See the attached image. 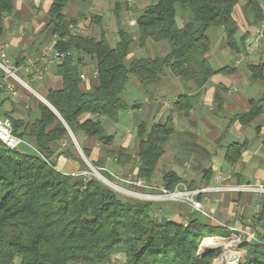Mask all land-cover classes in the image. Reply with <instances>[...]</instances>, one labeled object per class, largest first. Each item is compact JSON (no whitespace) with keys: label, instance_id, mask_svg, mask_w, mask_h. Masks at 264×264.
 <instances>
[{"label":"trees","instance_id":"trees-1","mask_svg":"<svg viewBox=\"0 0 264 264\" xmlns=\"http://www.w3.org/2000/svg\"><path fill=\"white\" fill-rule=\"evenodd\" d=\"M70 1L53 0L49 9L48 27L59 36L55 47L80 55L67 56L57 63L63 85L50 89L46 96L54 109L41 101V115L33 123L11 118L15 133L35 138L37 150H24L22 145L11 149L0 141V264H15L17 260L20 264H119L116 255L120 253L125 254L124 264H214L218 251L200 256V244L206 237L232 235L228 225L207 222L196 211L187 223L166 216L157 218L151 201L124 200L95 177L59 170L52 160V144L70 140V131L75 135L82 132L105 147L106 157L130 159L124 147L114 144V134L107 132L100 117L114 116L129 108L125 90L131 76H135L140 88L150 92V97L170 80L178 79L186 92L177 96L171 114L150 126L145 120L137 125V178L150 181L165 153L166 142L176 133L172 112L188 116L200 96V91L190 93L191 85L200 89L215 73L233 70L229 66L214 69L207 53L220 29L224 31L223 44L239 50V25L233 13L240 0H153L137 19V38L118 20L119 40L115 45L104 31L99 38L75 33L78 20L63 12ZM13 7V0H0V39L4 16ZM119 9L117 4V15ZM243 12L250 25L264 18L259 0H245ZM92 21L100 23L101 17L94 16ZM246 36L247 33L242 39ZM161 41L168 44L165 54L128 59L135 46L145 49ZM82 55L90 56L97 69L98 83L89 90L81 87ZM250 69L253 80H264L263 63L251 65ZM3 75L0 68V80ZM263 100L264 97L253 98L249 110L232 115L216 142H222L234 123L251 124L263 112ZM87 113L96 117L84 118ZM247 144L245 140L226 145L225 161L237 163ZM82 149L90 158L91 149ZM63 153L88 168L82 155ZM106 157L92 163L104 168ZM209 172L210 169L205 175ZM181 181L182 177L173 170L163 176L168 190ZM185 184L193 187V183ZM253 220L252 228H264V209ZM243 247V264H264L263 234L259 241L245 240Z\"/></svg>","mask_w":264,"mask_h":264},{"label":"crops","instance_id":"crops-1","mask_svg":"<svg viewBox=\"0 0 264 264\" xmlns=\"http://www.w3.org/2000/svg\"><path fill=\"white\" fill-rule=\"evenodd\" d=\"M13 2V11L4 16V32L0 39V50L3 49L8 53L19 65L25 78L35 83L41 92L37 91L40 95H36L22 88L19 96L11 98L5 91H0V116L24 119L33 123L41 115L39 103L41 101L46 103L43 98L46 99L49 90L59 89L63 85L62 77L57 74L56 66L59 61H51V57L48 56L52 53L59 36L52 32L51 27H48L51 20L49 9L53 0H13ZM152 2L153 0H71L63 12L67 17L78 20L76 29H79L81 34L99 38L101 32L104 31L111 44L115 45L119 40L118 20L120 19L126 29L137 38L139 36L137 19ZM259 2L264 11V0H259ZM117 4L120 5L119 15L116 14ZM94 16L101 17V22L93 21L92 23ZM233 16L239 25L236 34L239 50H231L223 44L224 31L220 29L211 51L207 53L214 69L229 66L233 70L228 73H215L200 89L191 85L190 93L196 94L200 91V96L188 116L172 112L176 122V133L172 134L166 142L165 153L155 170L157 174L154 173L150 181L156 178L159 180L158 176H161L163 181L164 174L173 170L182 177L179 184L193 183V187L264 185V110L249 125L234 123L222 142H216L227 128L232 115L239 111L249 110L253 98L264 97V80H253L250 69L251 65L264 64V36L256 50H247L248 40L258 31L263 30L264 32V18L259 23L250 25L245 18L243 4L235 7ZM246 33V38L242 39ZM156 44L161 47L159 50L166 44L167 49L163 54L168 51L166 41ZM45 49L48 55L44 54ZM143 49L134 50L133 55L142 53ZM84 57L79 64L80 73L85 76L84 79L82 78L81 87L89 90L98 83L97 69L90 56ZM30 58L36 60V68L49 64V70L43 81L36 82L26 75L23 67ZM129 84L125 90L129 108L114 116H101L100 119L107 132L114 134V144L124 147L125 152L131 155L130 159L125 158L120 161L115 156L106 157L104 147L95 138L82 132L77 135L73 134L82 147L91 149V157L88 158L91 162L106 157L105 166L109 165V160L116 161L118 170L124 172L132 170L135 166L131 176L137 177L139 160L136 133L138 123L145 120L150 126L158 120L165 119L171 114L170 109L177 96L185 93L186 89L181 81L172 79L163 85L154 97L145 95L142 101H138L133 96V92L139 90V82L134 79L133 86L128 87ZM130 99L134 102L132 103ZM169 103L171 108L168 107ZM262 103L264 105V100ZM89 117L96 116L90 113L84 116V118ZM24 139L25 143L21 146L24 150H29V148L37 150L35 138L26 134ZM245 140L248 144L242 152L241 159L235 164L226 162L224 159L225 146L232 142ZM71 145L69 139L54 142L52 159L59 163L60 169L66 166L65 169L79 171L82 163L75 157L63 153L71 151ZM74 152L72 151L73 154H77ZM135 161H138V164L134 165ZM190 163L192 165L195 163L197 169L193 167L188 170ZM200 166H203L201 170ZM208 169L210 172L205 175ZM184 175L188 181H185ZM257 197V193L232 190L202 195L199 199L203 202L209 216L201 217H204L207 222L221 225L223 223L227 225L226 222L239 225L242 217L243 222L251 220L254 223L253 219L264 209V202L261 203ZM192 214L196 215L193 208L187 205L176 212L168 211L169 216L167 217L172 219L171 217L178 216L179 219L176 220L187 223ZM224 219L226 221H223Z\"/></svg>","mask_w":264,"mask_h":264},{"label":"rangeland","instance_id":"rangeland-1","mask_svg":"<svg viewBox=\"0 0 264 264\" xmlns=\"http://www.w3.org/2000/svg\"><path fill=\"white\" fill-rule=\"evenodd\" d=\"M245 0H240L239 4H243ZM93 23V21H92ZM94 27H98V25H94ZM77 27H75L73 29L74 32L76 33H80L79 29H76ZM217 30V28H216ZM211 32V31H210ZM165 43V42H164ZM139 46H135L131 52V55H129L128 59H131L133 57H142V56H155V55H160V54H163V52L167 49V46L166 44H164L163 48L161 50H159L161 47L156 44V43H152V45H148L145 49L142 50V53H138L136 55H133V52L134 50L138 49ZM155 49V50H154ZM154 50V51H153ZM158 50V51H157ZM85 58V57H84ZM82 58V60L84 59ZM89 61V60H88ZM87 61V63H89ZM86 63V62H85ZM18 74L19 76H21L22 78L26 79L25 76L22 74V72L19 70L18 71ZM134 79L135 76H131V82L129 84L128 87H132L133 84H134ZM27 80V79H26ZM34 89H36L37 91L40 90V88L35 84V83H32L31 81L27 80ZM20 89V92H21V89L24 88L20 85H17ZM25 89V88H24ZM27 90V89H26ZM151 90V89H150ZM149 90V91H150ZM2 91V90H1ZM4 91V90H3ZM28 92H31L29 90H27ZM41 92V91H39ZM150 92H148V90H143L142 88H139L138 91H135V93L133 92V96L136 98V100H140L142 101L144 99V96H149ZM30 94V93H29ZM127 97V95L125 94V98ZM150 97V96H149ZM130 101L133 103L134 101L132 99H130ZM168 107L171 108L170 106V103L168 104ZM172 109V108H171ZM170 109V110H171ZM104 124V123H103ZM23 137L24 139V136H21ZM25 140V139H24ZM70 141H71V146H72V150L71 151H75L74 153H77L79 155H82L84 156V159L87 163V166L88 168L84 167L82 164H81V170L79 171H74L72 169H65L66 166H64V168H61L59 169L58 166H59V163L57 162V165L56 167L63 171V172H66V173H71V174H75V173H83L87 178H91V177H95L101 181H103L105 184H107L108 186H110L111 188H113L119 195L121 198H123L124 200H128V199H141V200H148V201H151L152 204H153V214L157 217V218H162L164 216H169L168 215V211H178L180 210L183 206H189V204H186V203H183L181 200H178V198L176 199H172L170 198L169 196L167 195H156L153 197L154 198H147L145 194L147 193H152V194H159L160 193V186H164L163 184V181L161 180V176H158L159 180L156 178L152 181H147V184L149 186H152L153 189H150V188H145V187H140V186H137V185H134V184H131V183H127L125 181L122 180V178H128L129 180H136L137 177H135V175L131 176V174L134 173V170H135V166L132 167V170H129L128 172H124L122 170H118V166H117V162L116 161H110L109 160V165L107 164V166H105L104 168H99L97 166H95L87 157L86 155L84 154L83 152V149H82V146L81 144H79L73 134L72 131H70ZM25 143V141H24ZM23 143V144H24ZM102 145V144H100ZM103 146V145H102ZM105 148V147H104ZM29 150L31 151L32 149L29 148ZM33 151V150H32ZM36 151V150H35ZM53 160V159H52ZM54 161V160H53ZM135 164H138V161L134 162V165ZM187 167V166H186ZM195 168L197 169V166L195 165V163L192 165V163H190V166H188V170H191L192 168ZM99 171L106 179H102L98 172ZM107 174H110V177L107 176ZM157 174V172L155 173ZM183 178L185 179V181L187 180L186 179V176L184 175ZM108 179V180H107ZM110 181V182H109ZM188 181V180H187ZM107 182V183H106ZM244 186L246 187H256L258 185H253V184H245ZM180 187L182 188L181 190H185V185L183 184H180ZM226 187V186H225ZM187 188L189 189H192L194 187H190L188 186ZM126 190H134L136 191L135 195L134 194H127L126 193ZM243 192V191H241ZM246 192V191H245ZM247 193V192H246ZM249 193H255V192H249ZM258 197L257 199L260 200V202H264V197H260V196H264V194H261V193H257ZM207 210V209H206ZM204 216V215H203ZM172 219L176 220V219H179L178 216H174V217H171ZM204 219V217H202ZM211 219V218H210ZM212 220V219H211ZM243 217L240 219V223L239 225L236 224V223H227V225L230 227V229L233 231L232 235H230L229 237H226V236H214V237H209V238H213L214 240L216 241H219L221 239H229L231 237H235L237 240H238V246H235L233 248L234 251H236L239 256L237 258L238 259H242V261H244L245 259V253H246V250L244 249L243 247V242L245 240H252L251 238H249L246 234H245V231L246 230H250V229H253L252 228V225H253V221H246V222H243ZM213 221V220H212ZM223 221H226V219H224ZM222 225H226L225 223H223ZM256 231V235L257 237L259 238L262 234H263V227H257V229H255ZM239 237V239H238ZM207 238V237H206ZM232 239V238H231ZM204 240V239H203ZM202 240V242H203ZM201 242V244H202ZM200 244V252L201 253H204L206 250L208 249H204ZM213 248V249H212ZM212 248H209V251L211 249V251H218V256L213 260V263L214 264H222L221 260L225 253V247L222 246V245H216ZM209 251H206L209 252ZM125 254L123 253H120V254H117L116 255V261L117 263L119 264H124L125 262ZM241 261V260H240ZM239 261V262H240ZM15 264H20V261L17 260Z\"/></svg>","mask_w":264,"mask_h":264},{"label":"built area","instance_id":"built-area-1","mask_svg":"<svg viewBox=\"0 0 264 264\" xmlns=\"http://www.w3.org/2000/svg\"><path fill=\"white\" fill-rule=\"evenodd\" d=\"M264 36L263 30L258 31L253 37H251L247 42V50L254 51L260 46L262 38ZM59 40L57 38L56 42ZM45 49L44 54L48 55ZM73 55L74 57L80 56L76 52L69 50H59L54 47L50 56L51 61H62L67 56ZM85 55H82L84 58ZM36 60L33 58L28 59L27 63L24 65L23 69L27 76L36 82H41L44 80L46 73L49 70V64H44L38 68H36ZM0 68L3 70L4 75L0 80V88L4 90L7 95L11 98L17 97L20 95V89L17 85L24 87L25 89L31 91L36 95H40L36 89L32 87V85L24 78L19 76L18 71L20 70L19 65L8 55L5 50H0ZM84 79L85 76H82ZM44 99V98H43ZM0 141L7 146L8 148L14 149L19 147L24 143L23 137L19 136L15 133L13 120L9 116H0ZM108 180V179H107ZM123 181L127 183H131L140 187L153 189L152 186H149L146 180L142 178H137L136 180H129L128 178H122ZM110 182V181H109ZM107 183V182H106ZM180 184H177L173 190H168L165 186H160L159 194L147 193L145 194L147 198H154L156 195H167L172 199L178 198L183 203L189 204L194 211L199 214L209 216L208 211L206 210L203 202L199 199V195H208L213 192H221L224 190H232V191H243V192H255L264 194V185H258L256 187H246L244 185H235V186H209V185H201L198 187H194L192 189L187 188L185 185V190H181ZM127 194H134L136 191L134 190H126ZM245 234L253 239V241H259V238L256 235L255 229L246 230ZM239 239V237H238Z\"/></svg>","mask_w":264,"mask_h":264},{"label":"bare ground","instance_id":"bare-ground-1","mask_svg":"<svg viewBox=\"0 0 264 264\" xmlns=\"http://www.w3.org/2000/svg\"><path fill=\"white\" fill-rule=\"evenodd\" d=\"M97 172L102 179H106L99 171H97ZM231 238L221 239L219 241H216L213 238L207 237L203 240L201 246L204 249L209 250V248H212L216 245H222L225 247V253H224L223 257H221L222 258V260H221L222 264H240L242 259L240 258L237 260L239 254L233 250V248L235 246H238V240L235 237H231ZM208 250H206V251H208Z\"/></svg>","mask_w":264,"mask_h":264},{"label":"water","instance_id":"water-1","mask_svg":"<svg viewBox=\"0 0 264 264\" xmlns=\"http://www.w3.org/2000/svg\"><path fill=\"white\" fill-rule=\"evenodd\" d=\"M43 100H44V101H45L50 107H52V105H51L46 99H43ZM52 108H53V107H52ZM53 109H54V108H53ZM212 249H213V248H212ZM208 251H209V250H208ZM210 251H211V249H210ZM210 251H209V252H210ZM198 253H199L200 256H203L206 252L201 253V252H200V248H199ZM243 262H244V261H241L240 264H243Z\"/></svg>","mask_w":264,"mask_h":264}]
</instances>
